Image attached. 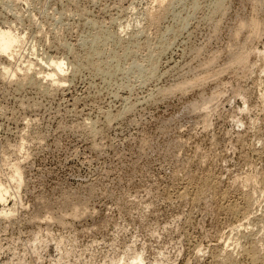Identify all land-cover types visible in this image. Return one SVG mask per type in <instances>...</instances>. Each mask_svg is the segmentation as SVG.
<instances>
[{"label":"rangeland","instance_id":"rangeland-1","mask_svg":"<svg viewBox=\"0 0 264 264\" xmlns=\"http://www.w3.org/2000/svg\"><path fill=\"white\" fill-rule=\"evenodd\" d=\"M258 1L0 0V264H264Z\"/></svg>","mask_w":264,"mask_h":264},{"label":"bare ground","instance_id":"bare-ground-1","mask_svg":"<svg viewBox=\"0 0 264 264\" xmlns=\"http://www.w3.org/2000/svg\"><path fill=\"white\" fill-rule=\"evenodd\" d=\"M258 5V2L259 4L261 5L262 3H260V1L258 0H255ZM258 1V2H257ZM264 0H261V2H263ZM163 2V1H162ZM161 3V2H160ZM164 3V2H163ZM163 3H161V5H163ZM256 23V22H254ZM253 24V23H252ZM258 25V24H256ZM242 27V26H241ZM252 28V27H250ZM256 28V27H255ZM247 30V29H246ZM254 30V28H253ZM252 30V31H253ZM257 32V31H256ZM19 42L18 38L16 36H14L10 31H6V30H2L0 29V56L1 54L4 55V56H7L9 58H13V55L15 53L14 51V48H15V45ZM33 49V48H32ZM17 53V52H16ZM15 53V54H16ZM246 53V52H245ZM264 53V52H263ZM241 55V54H240ZM244 56V55H243ZM246 56V55H245ZM259 56V55H258ZM262 56V55H261ZM240 57V56H239ZM237 58V57H236ZM243 61V60H242ZM241 62V61H240ZM244 62V61H243ZM237 65V64H236ZM63 66L64 64L62 62H54L53 65H52V71L50 73H48L47 75V78H50V79H54L58 73H62L63 72ZM10 69V68H9ZM30 69H31V65L30 64H27L25 67H24V70L26 71V73H28L27 71L30 72ZM7 70V69H6ZM10 74V71L7 70ZM4 70V72H7ZM12 71V70H11ZM16 71V70H15ZM17 72V71H16ZM251 72V71H250ZM19 73V72H18ZM14 75V72L12 73ZM24 75V74H23ZM11 76V75H10ZM9 76V77H10ZM12 77V76H11ZM6 78V77H5ZM54 81V80H53ZM13 168V167H12ZM21 171H19V168L18 167H14L13 170H12V175L11 177H13L14 179H16L15 181H19L20 180V176L19 175ZM22 178V177H21ZM11 179V178H10ZM9 180V179H8ZM6 182V181H5ZM19 184V183H18ZM3 185V184H2ZM0 184V202H3L5 200V195L7 194L6 193V187L4 188ZM6 189V190H5ZM9 194V193H8ZM81 211V210H80ZM84 211V210H83ZM5 211L3 209H0V216L4 213ZM246 212V211H245ZM5 214V213H4ZM78 214V212H77ZM233 229V228H232ZM250 248V247H249ZM137 256V255H136ZM139 258V257H137ZM138 260V259H137ZM137 260H136V263H137ZM138 261H141L140 258ZM134 262V261H133ZM132 263V262H131ZM141 262H138V264H140ZM133 264V263H132Z\"/></svg>","mask_w":264,"mask_h":264}]
</instances>
